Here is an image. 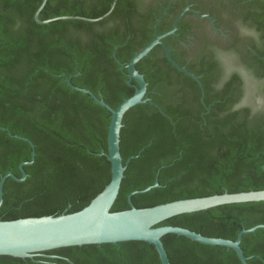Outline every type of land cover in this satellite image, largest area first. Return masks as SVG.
<instances>
[{"label":"trees","instance_id":"trees-1","mask_svg":"<svg viewBox=\"0 0 264 264\" xmlns=\"http://www.w3.org/2000/svg\"><path fill=\"white\" fill-rule=\"evenodd\" d=\"M42 2L0 0V180L9 172L21 178L19 166L30 161L32 153L27 141L7 130L32 141L36 151L34 162L24 167L27 178L5 182L2 221L75 213L103 191L111 180V163L100 153H108L111 113L88 94L72 89L66 78L71 77L79 88L102 95L116 109L135 92L117 61L129 62L153 40L152 18H137L121 0L98 22L39 24L34 16ZM111 3L48 0L40 19L65 15L98 18L109 11ZM260 6L261 13L255 14L250 26L257 39L245 65L264 94L263 0ZM164 61L169 63L166 58ZM145 62L148 57L136 68L148 83V93L163 91L172 65L162 68V73L157 68L158 74L153 76L154 68ZM183 77L185 84L192 86L195 101H200L201 88ZM202 81L205 102H214L205 115L202 102L194 112L173 109L164 106L157 93L149 98L163 106V113L148 102L125 114L120 137L123 163L139 156L126 167L112 212L130 209L129 194L156 180L159 187L132 197L136 208L264 189V106L235 109L239 100L236 89L211 95L206 80ZM132 84L137 85L134 80ZM261 224L264 201L182 214L158 226H179L206 237L236 240L243 228ZM162 241L171 264H242L227 247L176 234H167ZM241 248L250 264H264V229L244 235ZM64 258L75 264H162L155 246L143 241L64 247L34 259L0 256V264H70Z\"/></svg>","mask_w":264,"mask_h":264},{"label":"water","instance_id":"water-1","mask_svg":"<svg viewBox=\"0 0 264 264\" xmlns=\"http://www.w3.org/2000/svg\"><path fill=\"white\" fill-rule=\"evenodd\" d=\"M47 1L48 0H43L35 13L34 18L39 24H48L57 20L98 22L111 14L117 2V0H113L109 11L98 18L90 19L81 16L65 15L42 20L40 19V13ZM178 20L179 18L170 31L156 36L150 43L136 52L131 60L125 64L128 83L134 86L135 92L131 97L124 99L116 109L106 103L102 95L97 96L89 89L79 88L73 85L71 77L66 78V82L72 89L88 94L96 103L106 108L111 113V122L108 132V153L104 151L100 153L101 155H105L111 163V180L103 191L81 211L70 214L64 213L59 216L28 217L12 221L0 220V256L34 259L35 257L43 256V252L45 251L64 247L143 241L155 246L162 264H171L162 238L167 234H176L178 236H185L192 241L202 244L233 249L242 264H250L248 261L249 258L245 256L241 248V242L244 235L255 233L257 229H264V225L262 224L251 228H243L239 232L236 240L206 237L200 233L179 226L158 225L165 220L182 214L199 212L227 204L264 201V189L238 193L225 192L223 194H215L206 197L172 201L147 208H136L132 202V197L136 194L145 193L159 187V182L156 180L153 185L148 186L144 190L134 191L129 194L128 202L131 205L130 209L112 212V207L119 195L126 167L132 159L139 156L130 157L125 164L123 163L120 137L124 116L131 108L148 102L159 109V107L146 95L147 82L144 76L137 70V63L146 57L156 46L160 45L164 49L167 59L172 65L179 71L191 76L199 82L202 87L199 79L194 74L176 63L171 55L170 49L162 42L163 38L174 34ZM133 80L137 85L132 84ZM159 110L163 113L161 109ZM7 131L11 136L27 141L32 147V153L31 160L23 162L19 166L22 173L21 178H18L12 172L2 176L0 180V207L3 204L4 185L6 180L8 178H13L19 182L24 181L27 178L24 167L31 165L36 157L35 145L32 141L22 136L12 135L9 130ZM48 257L60 258L59 256ZM66 260L70 264H75L69 259Z\"/></svg>","mask_w":264,"mask_h":264},{"label":"flooded vegetation","instance_id":"flooded-vegetation-1","mask_svg":"<svg viewBox=\"0 0 264 264\" xmlns=\"http://www.w3.org/2000/svg\"><path fill=\"white\" fill-rule=\"evenodd\" d=\"M121 2L126 4L130 13L137 18H152L149 26L153 39L170 31L179 18L174 34L166 36L162 42L170 49L176 63L194 74L203 87L202 90L199 82L174 67L167 59L164 49L158 45L151 55L149 53L146 56L149 62H145L151 69L154 68L153 76L162 73V68L169 67V64L174 69L170 66L167 73L169 81L165 82L163 91L155 89L148 93L147 83L148 97L157 93L164 106L173 109L184 108L191 112L198 111L201 105L199 102H202L206 109L201 113L205 115L210 112L214 102L211 105L205 102L206 94L202 81L204 78L211 95L223 90L233 92L236 89L239 100L235 109L248 105L263 108L264 105L257 100L242 104L249 96L251 83L237 62L240 60L245 64L251 56L250 51L257 36L250 26L255 23L253 18L255 14L261 13V0H121ZM118 27L122 32L123 26ZM165 58L169 63L164 61ZM117 62L120 70L127 76L126 63L119 60ZM157 68L160 69L158 73ZM183 76L192 79L201 88L200 101H195L191 93L192 86L185 84ZM157 106L163 109L161 108L163 106Z\"/></svg>","mask_w":264,"mask_h":264},{"label":"rangeland","instance_id":"rangeland-1","mask_svg":"<svg viewBox=\"0 0 264 264\" xmlns=\"http://www.w3.org/2000/svg\"><path fill=\"white\" fill-rule=\"evenodd\" d=\"M237 62L239 63V66L241 67L242 72L244 73V75L246 76L248 81L251 83V90H249V93H248L249 96H248V98H246V101L245 100L242 101V104H246V103L249 104V101L257 100L260 104L264 105V94H262V92H260L257 89L258 88L256 85L257 80L254 78V76H252V74L248 70L249 68L246 67L247 65H245L240 60H237Z\"/></svg>","mask_w":264,"mask_h":264}]
</instances>
